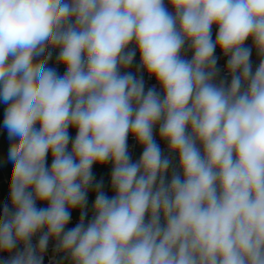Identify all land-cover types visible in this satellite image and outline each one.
Listing matches in <instances>:
<instances>
[{"label": "clouds", "instance_id": "clouds-1", "mask_svg": "<svg viewBox=\"0 0 264 264\" xmlns=\"http://www.w3.org/2000/svg\"><path fill=\"white\" fill-rule=\"evenodd\" d=\"M0 103V264H43L50 240L70 264H264V0H0Z\"/></svg>", "mask_w": 264, "mask_h": 264}, {"label": "built area", "instance_id": "built-area-1", "mask_svg": "<svg viewBox=\"0 0 264 264\" xmlns=\"http://www.w3.org/2000/svg\"><path fill=\"white\" fill-rule=\"evenodd\" d=\"M165 4L167 5V0H165ZM169 10L171 11L170 7H169ZM217 31H218V28L216 26H213V28H212L213 40H215V35H216ZM130 47H134V45H130ZM186 47H187V45H186ZM182 55H184V57L186 59H190L192 56V52L186 51V52H183ZM214 55H216V57L218 58L217 59V68L220 70L219 75L217 77V82H219V80L223 79V78H227L230 82V76L228 75V73L226 71V65H227L228 57L224 56L219 48L216 49ZM54 58H55V53L53 54V61H50V63L51 62L54 63ZM134 60L136 61V66L134 67V69L131 72L133 74H137V75L142 74L143 75L144 80H145L146 89L149 87L155 86L157 88V90L160 91V87L157 84L154 77H149L146 72L137 73V67L139 65V60H140L138 51H137V54H136ZM4 135L6 136V139L8 142V148H9L11 141H9V139H8L7 130L5 128H4ZM154 137L156 139V142L160 145L161 150L165 153V155H170V153L168 151L167 143L165 141H162L159 137L158 126L156 128H154ZM128 151H129V154H130L133 162H136L139 160V158L142 154V151H143L142 146L139 145L136 142L135 138L131 135H129V137H128ZM173 163L178 164V156L173 161ZM107 168L109 171V177H111V169H112L111 163L107 164ZM170 175H171V170H169V178H170ZM9 185H10V180H8L7 178H4L3 180L0 181V214H1V216L3 215L4 205L5 204L10 205L9 198L8 199L4 198V191H3V188L7 187L8 194H9ZM78 222H79L78 220L71 218L70 223L66 226V230L69 228L75 227V225ZM39 236H40V233L33 236L32 243L34 245L38 243ZM55 243L56 242L54 240L49 241L47 250L43 254V264H61L60 260H61V256L63 254L55 252ZM22 247H23L22 245H19L18 249L22 250ZM7 255H9V254H0V260L7 258Z\"/></svg>", "mask_w": 264, "mask_h": 264}, {"label": "trees", "instance_id": "trees-1", "mask_svg": "<svg viewBox=\"0 0 264 264\" xmlns=\"http://www.w3.org/2000/svg\"><path fill=\"white\" fill-rule=\"evenodd\" d=\"M50 67H56L57 71L60 75H62L64 73V71H66L65 67L62 65H56L55 63H49ZM7 105H5L4 103H1V109H2V115L0 116V130L3 127V119H4V113H5V109H6ZM71 147V145H69ZM7 150L5 149V153L3 155H0V163L2 166V169L4 171V175L5 178H7L8 180H11V173H12V163L8 161L7 159ZM48 162V161H47ZM93 173L95 176V181H100L103 180V191L105 192V194L109 197H112L114 195V192L112 191L111 187H110V177H109V171L107 168V164L106 165H94L93 166ZM4 191V198L8 199L9 198V194H8V189L7 187L3 188ZM94 200H95V192L94 191H89L88 193V197H87V207L85 209V211L87 212V216L85 217V223H87L93 216V204H94ZM80 209H74L71 210V218L76 219L79 221L80 218ZM61 264H70V261L65 259L63 257V255L61 256Z\"/></svg>", "mask_w": 264, "mask_h": 264}, {"label": "crops", "instance_id": "crops-1", "mask_svg": "<svg viewBox=\"0 0 264 264\" xmlns=\"http://www.w3.org/2000/svg\"><path fill=\"white\" fill-rule=\"evenodd\" d=\"M245 46L252 49L251 56H250V62L252 64V69H253V72H254L256 70V68H258V66H259L261 57L258 55V53H257V51H256V49H255V47H254L253 42H252L251 39H249V40H247L245 42ZM69 134L74 139V137L76 135L75 129L70 128L69 129ZM4 178H5L4 171H3L2 166H1V163H0V181L3 180ZM0 216H1V214H0Z\"/></svg>", "mask_w": 264, "mask_h": 264}, {"label": "rangeland", "instance_id": "rangeland-1", "mask_svg": "<svg viewBox=\"0 0 264 264\" xmlns=\"http://www.w3.org/2000/svg\"><path fill=\"white\" fill-rule=\"evenodd\" d=\"M136 66V61L134 60L132 67L129 69V71H132L134 69V67ZM2 115V109H1V103H0V116ZM5 149L8 152V142L6 139V136L4 135V127L1 128L0 130V155H3L5 153ZM69 150H70V146H69ZM48 165L50 166L51 164V155L49 154L48 157ZM46 204L37 202V207H46Z\"/></svg>", "mask_w": 264, "mask_h": 264}]
</instances>
